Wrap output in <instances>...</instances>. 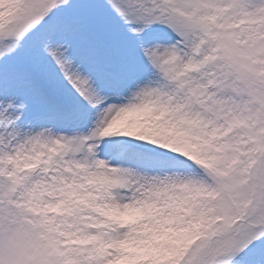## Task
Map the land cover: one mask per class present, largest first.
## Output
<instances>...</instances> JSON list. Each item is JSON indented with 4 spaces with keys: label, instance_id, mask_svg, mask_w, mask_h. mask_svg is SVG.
Instances as JSON below:
<instances>
[{
    "label": "snow or ice",
    "instance_id": "obj_1",
    "mask_svg": "<svg viewBox=\"0 0 264 264\" xmlns=\"http://www.w3.org/2000/svg\"><path fill=\"white\" fill-rule=\"evenodd\" d=\"M0 264H264V0H0Z\"/></svg>",
    "mask_w": 264,
    "mask_h": 264
}]
</instances>
